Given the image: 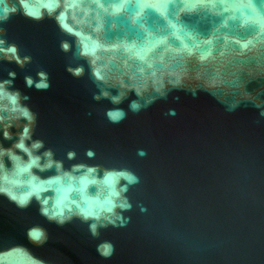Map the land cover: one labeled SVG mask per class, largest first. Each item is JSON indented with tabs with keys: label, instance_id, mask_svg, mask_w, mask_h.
Returning <instances> with one entry per match:
<instances>
[{
	"label": "water",
	"instance_id": "obj_1",
	"mask_svg": "<svg viewBox=\"0 0 264 264\" xmlns=\"http://www.w3.org/2000/svg\"><path fill=\"white\" fill-rule=\"evenodd\" d=\"M0 264H264V0H0Z\"/></svg>",
	"mask_w": 264,
	"mask_h": 264
},
{
	"label": "clouds",
	"instance_id": "obj_2",
	"mask_svg": "<svg viewBox=\"0 0 264 264\" xmlns=\"http://www.w3.org/2000/svg\"><path fill=\"white\" fill-rule=\"evenodd\" d=\"M132 107L135 109V108H137V107H138V105H137V104H135V103H133ZM110 115H112V114L110 113ZM13 199H15V197H13Z\"/></svg>",
	"mask_w": 264,
	"mask_h": 264
},
{
	"label": "snow or ice",
	"instance_id": "obj_3",
	"mask_svg": "<svg viewBox=\"0 0 264 264\" xmlns=\"http://www.w3.org/2000/svg\"><path fill=\"white\" fill-rule=\"evenodd\" d=\"M21 203H23V201H21ZM34 235H37V234L34 233ZM106 251H107V250H106Z\"/></svg>",
	"mask_w": 264,
	"mask_h": 264
}]
</instances>
